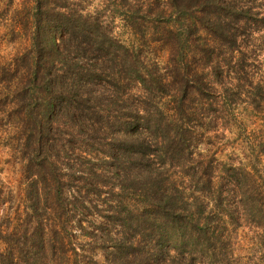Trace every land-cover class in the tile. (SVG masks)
Returning a JSON list of instances; mask_svg holds the SVG:
<instances>
[{"label": "trees", "instance_id": "16d2710c", "mask_svg": "<svg viewBox=\"0 0 264 264\" xmlns=\"http://www.w3.org/2000/svg\"><path fill=\"white\" fill-rule=\"evenodd\" d=\"M161 2L168 8L163 10ZM54 3L57 8L48 0L32 2L33 41L29 52L19 55L34 60L26 76L17 58L1 77L2 86L17 93L14 98L24 107L17 116L25 130L20 142L32 214L47 175L54 180L56 210H75L85 200L98 207L93 199L102 196L105 185L92 187L95 195L89 190L84 195L73 193L67 183L90 172L115 176L121 185L134 183L126 209L114 204L109 215L104 213L119 222L124 237L89 233L105 240L107 264H199L202 255L221 262L230 258L235 235L250 217L263 243L264 164L222 163L196 143L212 112L225 123H241L235 95L253 98L252 105L263 108L264 65H252L264 59L256 50L243 49L257 33L264 37L263 6L244 0H114V12L140 38L133 45L112 34L100 10L88 12L70 0ZM59 32L64 34L60 41ZM147 36L166 44V67L144 58ZM66 118L75 121L77 132L65 130ZM255 148L264 155V139ZM95 150L104 154L97 160L104 164L101 171L87 157ZM58 216L40 233L39 226L28 229L24 243H31V260L25 264L59 250L63 259L71 258L67 225ZM0 237L10 245L1 262L20 263L27 255L20 247L22 236L1 230Z\"/></svg>", "mask_w": 264, "mask_h": 264}, {"label": "rangeland", "instance_id": "374dc122", "mask_svg": "<svg viewBox=\"0 0 264 264\" xmlns=\"http://www.w3.org/2000/svg\"><path fill=\"white\" fill-rule=\"evenodd\" d=\"M48 1L49 5L53 8L58 7L54 3L58 0ZM70 1L73 3L72 5L75 4L74 7L87 9L88 12L100 10V15H103V19L109 24L108 29H112V34L123 41V43L140 44V38L134 35V32L126 23L123 16L118 12H114V0ZM116 1L119 2V0ZM244 1L256 3L255 5H262L263 8L261 10L264 11V0ZM32 2L33 0H0V231L17 232L22 236L20 247L23 249V254L27 255L26 257L23 255L18 264H25L28 259L31 260V254L27 253V248L31 243L28 246L24 243L27 240L26 232H29L28 229L32 225L39 226L38 232L40 233L42 228H46L49 223H52L58 214H62V220L67 225L65 235L69 237L67 247L71 251V258L63 259L59 250L53 255L48 254L46 256L41 254L36 264H78L81 260H86L91 262V264H107L105 259L106 252L103 250L105 240L103 238H94L89 233H95V235L97 234L100 237L103 235L102 232L111 233L115 237H124L121 233L123 229L120 228L119 222H115V218H111V222L110 218L104 217V213L109 215L113 211L111 206L114 204L118 205L123 211L126 209V205H128L127 203H129L128 201L132 197L131 191L135 190L133 182H124L121 185L119 184L120 179L118 180L115 176L109 178L108 175L97 177L90 172L88 175L83 176L82 180H77L72 185H70L71 181H68L69 187L73 186L75 188L73 193L76 194L81 192L84 195H88L89 190V193H91L89 195H95L93 194L95 191L92 187L97 185L96 187H99V190L104 185L105 187L103 192L100 191L102 196L94 197L93 199V201L99 204L98 207L94 203L85 200V204H79L78 208L67 212L61 209L56 210L59 203H57L54 197V180H51L49 175H47L46 179L41 180V200L35 214H32L28 198L26 197V162L23 158V150H21L22 142H20L22 140L24 143L25 130L22 127V122L18 124V120H22V116H17L22 113V109L24 111V107L18 104L16 97L14 98L17 93L12 95L10 89L2 86L1 77L5 74L3 68H7L8 70L17 58L19 59L17 64L19 72L22 75L26 76L27 67L33 65V59H20L21 56H19L29 52L33 41L34 23L30 14ZM161 6L163 10L164 7L168 8L165 2H161ZM150 31L148 30L147 32ZM158 31L160 32L157 35L162 32V29ZM258 34L255 38L244 43L246 46H243V49L249 53H254L256 50L257 53L262 55V59H264V37H260ZM57 37L60 41L64 37L63 32H59ZM147 39L149 41H146L145 45H142L144 58L147 57L150 60L152 58L157 59L160 61L161 67H166L169 62V51L165 42V45H161L162 43L152 41V38L149 36H147ZM44 40L46 39L44 38ZM89 46L94 48L96 44ZM111 64H114V61ZM83 65L86 66L88 64L85 61ZM263 65L264 62H258L257 65H252V67L255 69L261 66L262 68ZM118 68L116 69L118 70ZM9 74L11 75V73ZM27 80V77H24L23 81ZM142 91H134L133 93L141 95L143 94ZM5 94H9L6 96L9 97L6 99L8 101H4L6 98ZM234 97V111L239 116L241 123L234 122V120L225 123L223 119H220L221 114L215 116V112H212V114H209L210 118L207 119L208 123H206L205 128H202L200 133H197L199 139L194 134L198 149L200 148V150L205 151V154L210 158H218L222 163H246L248 165L260 161L259 164L263 165L264 155H261L255 147L264 139V134L262 133L264 131V105L263 108L253 106L252 103L255 102L253 98L249 100L248 96L235 95ZM13 101L16 103L14 109H12ZM73 122L75 121L66 118V123L69 126L65 127V130L70 129L71 132H77L79 127ZM87 157H90L94 163H97L93 164L94 166L92 165V167L97 171H101L99 167H104V164L97 160L104 157V154L95 150L88 154ZM108 172L111 171L108 170ZM32 219L34 221L38 220V223H32ZM244 225L238 229L235 235L234 251H231L229 259L221 262H210V257L202 255L199 264H201L200 261L202 263L204 261V264H249V260L264 264V242H258L253 218H248L244 222ZM51 234L54 240L58 236L56 230ZM11 237L12 239L15 238L14 235ZM9 247V243L0 237V255L2 253L5 254L9 250ZM0 264H3L1 256ZM81 264L85 263L81 262Z\"/></svg>", "mask_w": 264, "mask_h": 264}]
</instances>
